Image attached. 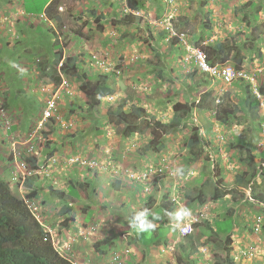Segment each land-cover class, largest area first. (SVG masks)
<instances>
[{
    "label": "rangeland",
    "instance_id": "obj_1",
    "mask_svg": "<svg viewBox=\"0 0 264 264\" xmlns=\"http://www.w3.org/2000/svg\"><path fill=\"white\" fill-rule=\"evenodd\" d=\"M155 2L156 0H148L147 3H144L143 10L137 11L133 15L131 21L138 20L135 24L113 25V23L118 22L117 18L120 19V16H123L124 4L121 3V0H112L111 8L106 12L108 16L112 15L113 17L100 30L104 34L92 37L86 46L79 47L78 40L74 42L76 45L72 49L76 56V61L74 67L70 70V75L75 80L72 81L75 82L73 83L74 91L76 89L78 92L70 97V99L67 98L71 101H68L63 109V116L67 118L68 125L73 124L74 127L68 129V133L62 132L57 135L55 144L58 149H56L58 151L68 150L69 155H74V153L80 151L79 153L84 152L83 154H88L90 158L94 156L100 159L101 153L97 155L95 153L98 150H140L142 153H145L148 152L144 150L149 149L147 147L150 140L162 138L160 145L158 144L157 146L164 150V153L162 154V152H158L156 149L149 151L157 153L156 155L159 156H166V150H174L176 158L178 153L188 150L185 144L189 139L197 138V143L194 145L196 151L211 150L214 155L218 153L223 155V151L220 150H242L243 148L236 142V139H239V142H247L253 153L257 155L256 161L253 162L256 166L253 167V164L245 163L246 158H248L245 150L240 153L237 151L234 153L229 152V154L233 156L236 154L240 158V161L243 163L241 165L242 169L249 170V178L253 173H259L263 176L264 163L262 158L260 159L259 157H261V154L264 157V135L262 134V127L256 124L259 122L257 112L255 115V111L249 109L243 91L239 90L240 93L234 85L229 87V91L226 94L220 95L215 85H212L206 79V76L194 66L192 59H185L186 51L180 44L167 41L164 35L163 37L160 36L163 31L159 30V27L152 23L155 18V13L154 11L152 12L153 4H156ZM172 2H175L176 5V12L174 14L168 10L171 8L169 5L165 8L161 5V9L163 10L160 15L164 17L165 24L169 26L167 28L171 29L182 22L184 24L187 22L182 28L178 29L184 30L187 34L191 47L204 46L211 58L217 56L216 50L219 43L227 44L228 41L229 43L232 42L233 48L230 52L233 51V54L229 63L236 66L245 64L251 73L257 74L255 76L259 84L261 86L264 85V36L259 38L253 47L255 36L264 33V0H187V6H185V0H171L170 3ZM100 12L103 14L102 9ZM172 16H175V18L170 20ZM106 36H111V38L105 42ZM135 41H138L137 46H140L139 49L146 55V57L137 61L132 59L135 54L134 51L137 50L136 46H134L135 49L133 51ZM252 47L257 50L254 52ZM149 49L159 52V56L163 57V59L160 58L163 66L155 63L157 57H149L151 56ZM137 53H140V51L137 50ZM94 57L104 62L103 68H99L96 65ZM101 73L111 77L115 94L110 99L103 98L99 108L92 110L84 105L83 95L79 91L82 79L78 78V76H84V80H87ZM209 91L211 93L202 104L203 108L197 107L192 109L189 114H185L183 116V123L179 125V129L175 133L165 137H162L157 128L149 129L142 135H133L129 138L123 137L121 134L123 125L117 124L121 117H114L111 121L108 116L109 110H115L121 104H124L123 112L126 114L124 116L130 121L138 119L137 121H150L154 123L159 120L169 124L174 117L173 107L176 103L194 102L195 100L192 97L198 99L204 92ZM218 99L220 100V104L217 103ZM30 103L32 109L28 107ZM133 106L137 108L141 107L145 112H141L138 118L132 111ZM23 107L24 112L28 111L29 115L33 117L38 116L43 108V106L35 105L32 100L24 102ZM72 107H74L73 110L70 109ZM19 109L23 112L22 107H19ZM216 110H218V118L214 116ZM220 118L224 120L221 121ZM97 125L101 126L100 130H98ZM201 140L206 141L202 146L199 145ZM232 143L236 144L234 149ZM49 144V147L43 152L44 154L51 149V143ZM110 154H113V151H110ZM113 158L115 162L111 163L112 168L119 170V157L113 155ZM55 159L57 160V164H64L65 162V157L60 154H57ZM203 159L208 162L205 160L199 162L195 166L197 170L191 169V167L182 170L178 169L179 172L186 169L192 170L195 176H198V172H201L205 176L211 174L204 189V193L209 196L213 191V178L215 177L217 166L213 165L212 167L209 165V162H211L210 157L204 155ZM226 168H229L227 164ZM112 176L114 177V174ZM109 180L111 184L108 186L109 190L118 191V194L119 191L122 192L121 189L112 187L117 182L112 183L114 182L113 179ZM260 184H262L260 190H263L264 178ZM11 186L13 193L21 196L18 189L12 184ZM198 188L196 185L190 189L188 197L191 198L192 195L198 194ZM85 189L87 193L89 187ZM239 191L242 190L239 189L234 197L241 199L243 204L249 207V203L245 199L246 193ZM230 200V198H227L224 203L226 204ZM246 209L252 215L256 214L254 208ZM114 213H116L115 209H113L112 214ZM158 214L159 211L155 210L149 214L148 218L156 223L159 219ZM228 223L231 225L230 222ZM228 223L222 225L224 233L231 230V226L226 228L229 225ZM201 226L206 227L207 224H202ZM217 228L218 234L222 239L219 238L218 240L223 242L224 239L219 223L217 224ZM144 233L149 234L148 231ZM201 237V231H195L184 242L187 244V247L191 246L192 250L196 252L195 244H202ZM198 250V252H201V246H199ZM224 253L217 249L214 256L210 254L212 256L211 264H215L217 260L220 261L224 258V255H222ZM202 256L205 255H194L196 261L191 260L193 263L186 261L182 262V264H209L205 262L207 260L200 259Z\"/></svg>",
    "mask_w": 264,
    "mask_h": 264
},
{
    "label": "clouds",
    "instance_id": "obj_2",
    "mask_svg": "<svg viewBox=\"0 0 264 264\" xmlns=\"http://www.w3.org/2000/svg\"><path fill=\"white\" fill-rule=\"evenodd\" d=\"M58 0H53L49 6L47 7V11H45L41 17H47L49 15V11L55 6L56 9L59 11L60 8L56 6L58 4ZM120 1V0H119ZM171 0H159V4H153L152 12L155 13L154 22H152L155 26L159 27V30L163 31L161 33V37L163 35L166 37L167 41L174 42V39H177V44H180L183 49L186 51L185 59L189 60L192 59L194 66L202 73L204 76H206V79L209 80V82L212 85H215V87L220 92V95L226 94L229 90V87L233 86L236 88L237 91H243L244 98L248 103V107L250 109V105H256L257 108L254 110L255 115L257 112V117L259 118V122L256 124L262 127V134L264 135V92L262 91L264 88V85H260L257 77L251 73L247 68L245 64H239L238 66L234 64H230V58L232 57V52L229 55V59L226 62L219 63V60H213L209 56V52L204 46H192L189 43V39L187 34L184 32V30H180L178 28H182L180 24L175 26L174 28H167L169 27L164 22V17H161V5L164 6H170L168 10L172 12L173 14L176 12V5L175 2L170 3ZM148 2V1H147ZM146 2V3H147ZM121 3L124 4L123 6V16H120V19L117 18L116 23H113V25L116 24H125V25H131L126 24L125 20H132L133 15L137 13V11L130 9L127 0H121ZM185 6H187V0H185ZM155 7V8H154ZM145 10V9H144ZM60 12V11H59ZM140 12V11H139ZM116 16V15H115ZM113 17V16H112ZM107 18V15L104 13L101 14V12L96 9H87L86 13L78 14V18L74 19L75 21H80V25L78 24V27L76 28V35L78 36L75 38L79 42L80 46H86L87 42L91 40L92 37H98L101 34L103 35L100 30L104 28L105 23L112 19ZM90 18V19H89ZM128 18V19H126ZM175 16H172L170 20H173ZM89 20L92 21V24L89 26ZM187 21L186 19H184ZM122 21V22H121ZM137 19L134 21L133 24ZM68 25V24H67ZM114 27V26H113ZM70 28V27H69ZM264 28V27H263ZM62 30V29H61ZM35 32V30H31ZM89 31V35H88ZM62 33H66L64 31H61ZM264 36L263 34H260L258 36H255L253 47L256 41H258L259 38ZM111 36L105 37V42L109 40ZM87 40V41H86ZM133 41V40H132ZM161 41V39H160ZM229 42V41H228ZM138 41H135L133 44V51L135 49L134 46H136L137 50L140 51V53H137V50L134 51L133 60L137 61L138 59L141 60V58L146 57V55L142 52L140 46H137ZM222 43V42H221ZM142 44V43H141ZM220 44V43H219ZM225 44V43H223ZM64 47L71 46L72 48H75V45L73 40H68V42H64ZM205 45V44H204ZM222 45V44H221ZM78 47V48H79ZM158 47V45H156ZM252 50L255 52L257 49L253 48ZM233 48V43H232ZM62 49V48H61ZM150 50L151 58L157 57L155 63L162 65L163 63L160 60L163 59V57L159 56V52L155 51L154 49ZM74 53V52H73ZM202 53L205 55L206 59L205 62L208 64L210 68H217L220 70V73H224L226 70H230L232 77L228 81L226 80L225 76H219V75H213L210 72H206L203 69H201V64L198 59V54ZM51 55V59H48V66L44 69V60H34V66L41 69L40 71V78L43 76H48L49 78V85L50 88L47 85H44L42 87L43 92V100L41 102L33 101L35 105L43 106L40 113L37 118L35 119L32 115H29L28 111L24 112V107H22L23 112H16L13 107V103L16 99L15 95L16 91H12L13 95V101L11 104L10 98V91L9 88L5 85L7 84L6 81L3 79V76L0 78V137L7 138L9 137L10 142L8 150H4V153L0 152V177L3 180H6L9 182L10 189L12 191V185L15 186V188L18 189L19 194L21 196H17L18 198L22 199L32 215V217L41 225L43 231L47 233V236H45L44 240H49L57 252V254L63 258L68 260L69 262L73 264H94L91 260L84 261L79 260L75 254V249L79 244H85L88 241L94 240L99 238L97 236V225H91L87 223H82L81 225L74 228L73 232L70 233V237L67 241H61L59 235L57 232H55L53 225L49 223V220L45 219L44 211L42 210V205L45 204L44 200H42V197L40 196V188L44 186H48V194L55 198L56 200L62 201L61 209L65 210L66 219L64 222L71 223L76 220L77 212H81V215L85 214L86 210V204L80 203L75 201L70 202L71 198L74 196L76 198H79L78 194H75V192L71 191V186L77 188L79 190H82L83 197L85 199L90 200L91 196L87 192V187H84L85 182H80L82 180L86 179L87 173H94V174H111L109 179H113V181H117V176L120 175L119 170H116L112 168V162L114 161V158L111 154H107L105 157L100 156L101 158H95L92 156V158L88 157V154L82 153H74V155H69L68 150H64V154H67L66 156L63 154H60L61 156L65 157L64 164H57V160L55 159L56 155L59 153L57 150V145L55 144V139H57V135L62 132H67L68 129L73 128V124L67 123V118L63 116V109L67 105L70 97L74 96L78 91L75 89L72 81H75L69 73H67V70H71L72 67H74L76 56H67L63 57V52L57 53V57L54 58L53 54ZM209 57L212 61L209 60ZM68 58H72V62H66ZM96 65H98L99 68H103L104 62L99 60V58L94 57ZM153 61V60H152ZM241 65V66H240ZM70 68V69H69ZM261 72V71H259ZM256 72V73H259ZM98 75H107V74H97L93 76L91 79H94ZM109 76V75H107ZM110 77V76H109ZM68 78V79H67ZM111 78V77H110ZM112 85V83H111ZM113 86V85H112ZM114 87V86H113ZM115 89V88H114ZM80 91V89H79ZM239 91V92H240ZM81 92V91H80ZM20 93V92H18ZM211 91L204 92L202 95L196 99L195 97H192L195 101L190 102L189 104H195L192 109L199 108V104H203L200 102L201 98L202 101L206 99L210 95ZM218 94V92H216ZM241 93V92H240ZM84 99V105L87 106V98L84 95L83 92H81ZM115 94V93H114ZM113 94V95H114ZM111 96L105 97L106 99H110ZM219 99L220 97L217 96ZM69 98V99H67ZM104 98V99H105ZM191 98V101H192ZM216 98V96H215ZM74 99V98H73ZM217 100V103L220 104V100ZM51 100H54L56 104V111H52V115L48 118H45V112L48 110L49 102ZM24 103V101L22 102ZM74 103V102H73ZM180 103V102H179ZM29 109H32L31 103L29 104ZM88 107V106H87ZM74 107L70 108L73 110ZM89 108V107H88ZM26 110V109H25ZM192 111V110H191ZM190 111V112H191ZM25 113V115H24ZM189 114V113H188ZM28 115V116H27ZM218 110L214 112L215 118H218ZM44 121L45 127L41 129L40 131H37V126L39 122ZM159 121V120H157ZM161 122V121H160ZM220 122V121H219ZM23 124V128H26L21 134L25 135L24 140H20L19 137H12L11 132L14 127L19 126ZM163 123V122H162ZM100 130V129H98ZM144 134V133H143ZM173 134V133H172ZM133 135H142L135 133ZM133 135L129 136L132 137ZM123 136V135H122ZM125 137V136H123ZM126 137V138H129ZM189 139L186 141L185 146L188 148V150H185L187 154L190 156V162L195 165L196 162H202L204 155L207 157H210L213 165L217 166V171L215 173V177L213 178L214 181V187L211 194L208 196L204 193V189L206 188L208 178L211 176L209 174L208 176H203L202 180L207 179L206 184L202 187L197 184L199 187L197 191L198 194H196L194 197H188L190 189L193 188V186L190 187V189L187 187V185L184 187V189H179L181 194L173 193L172 196H170L171 193H164L161 196V202H164L159 207L162 208H168L170 207V213L173 215V219L171 221L172 227L174 228V231L179 234L180 238L182 240L178 241L179 244H184V240L189 238L193 235L195 231H201L202 237H201V245H196V252H198L199 246H201V252L198 254H203L208 258L212 259L215 255V251L219 249V251L225 252L224 258H222L220 261L217 260L215 264H264V189L260 190L262 187V184L260 182L264 178L259 173L258 174H251L252 179L249 178V170L241 171L243 170L241 165L243 164L242 161H240V158L236 156V154L232 158H230L228 155L226 157H223L222 154L218 153L217 155H214L211 150H195L194 145L196 143L192 142L190 144ZM154 140H150L148 147V151L151 150L150 144ZM197 141V140H196ZM49 143H51V149H49V152L43 153L46 148L49 147ZM206 143L205 140H201L199 145L202 146ZM236 143V142H235ZM233 145V143H232ZM236 145V144H235ZM236 147V146H235ZM57 148V149H56ZM250 148V147H249ZM146 149V148H145ZM154 149V148H153ZM234 149V147H233ZM251 149V148H250ZM54 150L53 155L49 156L50 152ZM247 152L246 148H243L242 150H227V152ZM140 151V150H139ZM138 151V152H139ZM167 151V150H166ZM182 151V150H181ZM223 152H226V150H220ZM250 153L247 152L248 158L251 154L254 157L253 162L256 161V154L253 153L252 150H249ZM141 152V151H140ZM158 152L164 153V150L160 149ZM184 152V150L180 153H178L177 156L181 155ZM219 152V150H218ZM152 153V152H151ZM158 158V161L155 162H149L148 165L141 169V170H131L126 172L127 179L132 183V185H142L144 187L143 193L149 197L150 199L146 206L141 208L140 212L133 213L132 216V226H135L140 232L149 231L151 228H153V221L149 219V214L152 213L153 205L157 206L156 200H155V189H153V186L156 182H158L159 179H165L168 176H172V173L170 171V159L169 156L166 153V156H159L156 155L157 153H153ZM182 156V155H181ZM238 158V159H236ZM246 158V162L249 164H253L252 161L248 160ZM262 161L264 163V157H261ZM41 159V160H40ZM227 160L230 161L234 166H230L229 168H226ZM208 162L207 160H205ZM224 162V165H223ZM95 163V165H93ZM198 163L196 165H198ZM21 164H24L27 166V169H23L21 167ZM173 164V163H172ZM195 165V166H196ZM58 166H64L68 168V171H65L67 175L64 177H54L53 175L55 173H58ZM256 165L253 164V167ZM264 166V165H263ZM211 167V169H212ZM74 172H78L80 174L79 177H72V174ZM192 174V170H190ZM114 174V177L112 176ZM186 178L188 179V174L184 172ZM3 175V176H1ZM70 175L73 179H69V181L64 182L63 180H66ZM176 176V174H175ZM174 176V177H175ZM37 177L40 183L35 187L34 178ZM112 177V178H111ZM173 177V178H174ZM248 177V180H247ZM46 181L43 183V181ZM53 181V182H50ZM58 181H62V187L58 185ZM222 182L221 187L227 188L226 191L229 192V194L226 195L225 190L223 191V194L220 198L217 200L212 199V195L214 191L216 190V187L218 186V183ZM257 182V183H256ZM67 185H69L67 187ZM111 184L109 183L108 186ZM77 186V187H76ZM50 188H53L55 190L61 191L65 194L64 199H60L59 196H53L50 193ZM244 191L245 199L249 203V207H246V205L243 204L241 199H237V197H234L236 192L238 190ZM37 190V195L33 198H28L27 195L32 191ZM78 191V190H77ZM239 191V192H242ZM252 192V193H251ZM198 195L202 196L204 198L205 203H200L199 199H197ZM230 198L233 200L234 203H236L238 208L240 209L239 214L236 213L235 208L229 209L227 211L228 215L232 217L233 220H236L237 229L234 230L235 226L233 221H230L231 223V230L222 233L224 241L218 240L219 237L214 238L210 237V235L204 236V230L207 232H211V229L214 231H217L213 227H211L212 222L215 221V216L218 214V208L227 207L225 205L224 201L225 199ZM196 203L195 205H193ZM170 204V205H168ZM219 206V207H218ZM246 208L252 209L254 208V211H256L255 215H252ZM150 211V213H149ZM224 215H221L219 220L220 222L223 219ZM197 218V221L194 219ZM222 218V219H221ZM227 221V220H226ZM202 224H207L206 227L201 226ZM187 225H190L192 227V231L190 234L183 236L181 234V229ZM241 226V227H240ZM233 227V229H232ZM242 228L243 230L247 231L248 234L254 235L252 239H249L247 241H241L240 235L238 233V230ZM219 235V234H218ZM209 236V237H208ZM129 235L123 234L120 236V240L116 241L117 245L112 246L111 250L101 251L102 255L106 256L105 261L103 264H112L111 263V257L114 253L118 252L122 255H126L128 257V261L126 264H130L132 262L136 261L137 254L136 250L133 249V246H131L127 239ZM203 237H205L203 239ZM111 238L110 236H106L104 238H100L96 244L100 243L101 240H108ZM230 238V244L226 246L225 242L226 240ZM124 243H121V242ZM226 247L228 249H226ZM95 248V247H94ZM174 248L170 249V251H174ZM129 251V254H126V251ZM166 250V247H165ZM164 250V251H165ZM194 251V250H193ZM177 252H175L176 255ZM125 256V257H126ZM123 256V259L125 258Z\"/></svg>",
    "mask_w": 264,
    "mask_h": 264
},
{
    "label": "crops",
    "instance_id": "obj_3",
    "mask_svg": "<svg viewBox=\"0 0 264 264\" xmlns=\"http://www.w3.org/2000/svg\"><path fill=\"white\" fill-rule=\"evenodd\" d=\"M53 0H0V78L6 81L5 84L10 91L11 104L13 101L12 91H16L15 101L13 103L14 110L21 112L19 107H23V101L29 100L41 102L43 100L42 87L47 85L50 88L48 76L40 78L41 69L34 66V60L41 58L44 60V69L47 68L48 59H51L53 54L54 58L57 57V53L63 52V57L73 56V49L71 46L64 47V42L68 40L76 41V28L80 21H75L78 18V14L86 13L87 9H102L103 13L107 15V18H111L112 15L108 16V9L111 8L112 0H58V6L60 12L54 6L47 17H41V15L47 11V7ZM90 19V18H89ZM68 24V25H67ZM92 21L89 20V26ZM81 26V25H80ZM70 27V28H69ZM62 29V30H61ZM35 30V32L31 31ZM64 31L66 33H62ZM62 48V49H61ZM20 92V93H18ZM34 103V102H33ZM35 119L37 117H34ZM23 124L13 128L11 132L12 137H19L20 140L25 139V135L21 134L26 128H23ZM100 129L101 126L97 125ZM10 142L9 137H0V152L4 153V150H8ZM101 148V147H100ZM99 148V149H100ZM104 148V147H103ZM110 151H113V155L119 157L120 160V175L117 176V182L112 187L115 189H121L116 192L115 190H109V177L111 174H94L87 173L86 179L80 182H85L84 187H89L88 193L91 199H85L82 194V190H79L73 186L71 191L79 195V198L72 197L70 202H80L86 204L85 214L81 215V212H77L76 220L71 223H66L65 210L61 209L59 200H56L48 194V186L40 188V196L43 198L45 204H43L42 210L44 216L49 223L53 225L55 232L59 235L61 241H67L70 237V233L73 232L74 228L87 223L91 225H97L98 230L97 236L99 238L86 242L85 244H79L75 251V254L79 260L88 261L91 260L94 264H103L106 256L102 255L101 251H110L112 246L117 245L116 241H119L120 236L128 234V243L133 246L136 250L137 258L135 262L130 264H182L186 261H196L194 255L199 252H194L187 244H179L178 241L182 240L174 231L171 221L173 215L169 212L170 207L162 208L159 207L166 201L161 202V196L164 193L181 194L179 189L187 187L190 189L191 186L195 187L197 184L203 187L206 184L207 179L202 180L204 174L198 172V176L192 174L190 170H183L184 168H190L197 170L195 165L190 162V156L184 151L181 155L175 158L174 150H167V154L170 159V171L172 176H168L165 179H159L155 183L153 189H155V200L157 206L153 205L154 212L159 211L158 222H153V228L148 233L140 232L135 226H132V214L141 211V208L146 206L150 196L147 197L143 193L144 187L142 185H132L127 179L126 172L129 170H141L145 168L149 162L158 161L157 157L151 152L142 153L139 150H98L96 153H101V156H106ZM139 151V153H138ZM206 151V150H205ZM80 152V151H77ZM186 152V153H185ZM207 152V151H206ZM58 154H64V150H60ZM187 154V155H186ZM231 157L229 152H223V157ZM257 156V155H256ZM260 158V157H259ZM261 159V158H260ZM41 160V159H40ZM257 160H259L257 158ZM173 163V164H172ZM228 166H234L230 161L227 160ZM212 166V162H209ZM224 165V162H223ZM58 173L53 175V178L58 176L64 177L67 175L64 173L68 171V168L64 166H58ZM243 169L242 171H246ZM187 172L188 179L183 172ZM176 174V176H175ZM3 176V175H1ZM78 172H74L72 177H79ZM175 176V177H174ZM64 182L73 179L70 175L67 176ZM174 177V178H173ZM35 187L40 183L37 177L34 178ZM46 181L44 180L43 183ZM53 182V181H50ZM58 185L62 188V181H58ZM69 185H67L68 187ZM77 187V186H76ZM116 192V194H115ZM195 195H193L194 197ZM194 203L193 205H195ZM170 205V204H168ZM227 207L218 208V214L215 216V221L212 222L211 227L216 229L217 224L221 233H224L222 225L230 221L234 222V230L237 227L236 220H233L227 213L229 209L235 208L236 213L239 214L240 209L238 205L230 200L226 203ZM115 209L116 213H113ZM149 211V213H150ZM224 215L221 222L220 216ZM222 219V218H221ZM227 220V221H226ZM232 227V229H233ZM241 227V226H240ZM241 241H247L252 239L254 235L248 234L247 231L240 228L238 230ZM110 236L108 240H101L100 243L96 242L100 238ZM204 236L209 235V232L204 230ZM219 238H221L218 235ZM205 237H203L204 239ZM264 240V238H263ZM121 243H124L123 241ZM174 251L170 249L174 248ZM95 247V248H94ZM166 247V250H165ZM165 250V251H164ZM175 252L176 255H175ZM205 262L211 264L212 259L202 256ZM210 261V262H209ZM193 263V262H191Z\"/></svg>",
    "mask_w": 264,
    "mask_h": 264
},
{
    "label": "trees",
    "instance_id": "obj_4",
    "mask_svg": "<svg viewBox=\"0 0 264 264\" xmlns=\"http://www.w3.org/2000/svg\"><path fill=\"white\" fill-rule=\"evenodd\" d=\"M147 1L148 0H127V4L130 9L141 11L143 10L144 3ZM156 3L159 4V0H156ZM125 22L126 24L134 23V21H130L129 19L125 20ZM186 23L187 22H185V24ZM185 24L182 22L180 26H184ZM176 42L177 39H174V43ZM230 50H232V42L222 45L219 44L216 50L217 56L212 59L219 60V63L226 62L231 54ZM35 60H41V58H36ZM209 60L212 61L210 57ZM66 62H72V58H68ZM67 73L70 74V71L67 70ZM78 78L82 79L79 89L86 96L87 106L92 110L99 108L103 98L115 93V89L111 85V78L107 75H98L91 80H84V76H78ZM262 91L264 92V88ZM205 100L202 101L201 98L200 102L204 103ZM194 105L195 104L189 103H176L173 107L175 114L172 122L169 124L160 121L154 123L150 121H137L138 119L130 121L124 116V104H121L119 108L115 110H109L108 116L111 121L114 117H121L117 124L123 125L121 134L125 137H129L135 133L143 134L147 130L154 128H157L162 137H165L175 133L179 129V125H182L183 123V116L190 113ZM199 108L202 109L203 106L199 104ZM256 108L257 104L250 105V109L255 110ZM132 111L138 118L141 112H145L144 109L141 107L137 108L136 106H133ZM96 120L98 119L96 118ZM220 120L223 121L224 119L220 118ZM161 139L157 138V140H154L150 144V147L160 151V148L157 145H160ZM196 140L197 138L190 140V144L194 141V143H197ZM238 140L236 139V142L242 148H246L247 152L250 153V145L247 142L243 143ZM232 147L235 148V144H233ZM53 153L54 150L50 152L49 156L53 155ZM248 160L253 162L254 157L250 154ZM221 185L222 182H219L212 195L213 200L220 198L224 190L226 195L229 194V192L226 191L227 188L224 186L221 187ZM37 193V190H32L27 197L33 198ZM50 193L53 196L61 197L60 199L65 198L63 192L53 188H50ZM197 199L201 201L200 203H205L202 196L198 195ZM230 226L231 225L229 224L226 228H229ZM209 235L210 237L217 238L218 231L211 229ZM45 236H47V233L43 231L41 225L32 217L24 201L15 196L10 189L9 182L0 177V264H73L68 260L61 258L53 248L51 242L49 240H44ZM229 239L230 238L225 242L226 246L230 244ZM226 249L228 248L226 247Z\"/></svg>",
    "mask_w": 264,
    "mask_h": 264
},
{
    "label": "built area",
    "instance_id": "obj_5",
    "mask_svg": "<svg viewBox=\"0 0 264 264\" xmlns=\"http://www.w3.org/2000/svg\"><path fill=\"white\" fill-rule=\"evenodd\" d=\"M198 59H199L200 64H201V69H203L204 71L210 72L213 75L225 76L226 80H228V81L231 79L232 74H231L230 70L224 71V73L222 75V73H220V70H218L217 68H210L208 66V64L205 62L206 57L204 54L199 53ZM54 110L56 111V104H55L54 100H51L49 102L48 110L45 112V118L50 117L52 115V111H54ZM44 127H45V122L44 121L39 122V124L37 126V131H40ZM93 165H95V163H93ZM21 167L23 169H27V166L24 164H21ZM194 220L197 221V218H195ZM191 231H192V227L190 225H187L181 229V234L183 236H186V235L190 234ZM126 254L127 255L129 254L128 250L126 251ZM123 256L125 257L126 255H122L118 252L114 253L111 257V263L112 264H126V262L128 261V257L126 256L123 259Z\"/></svg>",
    "mask_w": 264,
    "mask_h": 264
}]
</instances>
